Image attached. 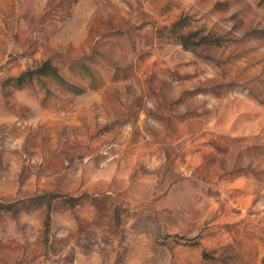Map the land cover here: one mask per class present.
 Instances as JSON below:
<instances>
[{
	"label": "rangeland",
	"instance_id": "rangeland-1",
	"mask_svg": "<svg viewBox=\"0 0 264 264\" xmlns=\"http://www.w3.org/2000/svg\"><path fill=\"white\" fill-rule=\"evenodd\" d=\"M0 264H264V0H0Z\"/></svg>",
	"mask_w": 264,
	"mask_h": 264
},
{
	"label": "trees",
	"instance_id": "trees-1",
	"mask_svg": "<svg viewBox=\"0 0 264 264\" xmlns=\"http://www.w3.org/2000/svg\"><path fill=\"white\" fill-rule=\"evenodd\" d=\"M40 74H42V73H40ZM23 78H24V76L20 77V78H19V80H20V81H22V80H23Z\"/></svg>",
	"mask_w": 264,
	"mask_h": 264
}]
</instances>
